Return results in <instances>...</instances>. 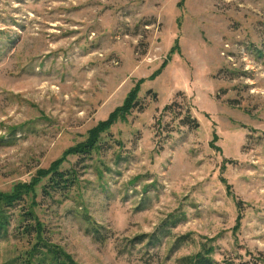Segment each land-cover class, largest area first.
<instances>
[{
	"label": "rangeland",
	"instance_id": "374dc122",
	"mask_svg": "<svg viewBox=\"0 0 264 264\" xmlns=\"http://www.w3.org/2000/svg\"><path fill=\"white\" fill-rule=\"evenodd\" d=\"M57 166L78 183L47 196ZM20 189L0 264L38 242L26 207L78 264H264V0H0V201Z\"/></svg>",
	"mask_w": 264,
	"mask_h": 264
},
{
	"label": "trees",
	"instance_id": "16d2710c",
	"mask_svg": "<svg viewBox=\"0 0 264 264\" xmlns=\"http://www.w3.org/2000/svg\"><path fill=\"white\" fill-rule=\"evenodd\" d=\"M136 97L137 93L133 97L130 95L124 108H122L121 110L126 112L133 110L138 103V101L135 100ZM114 117L115 114L113 115L111 120H113ZM93 133L95 135L97 131ZM100 133L101 132L99 131L97 134ZM96 143L97 139H95L94 142L89 145H82L78 149V155L82 158L87 157V155L90 156L94 151ZM48 174L49 181L44 189V193L47 196L53 195L54 193L69 191L77 185L79 179L76 170H62L59 166L52 168L50 170V173H47V175ZM31 191L20 189L19 191L13 193L11 196H7L0 201V203L4 204L3 207L0 206V239L5 238L9 235L11 219L7 213V209L14 208L17 204L23 202L24 197L30 194ZM20 218L21 221L19 223V226H17L16 228L18 237L29 239L37 235L38 242L36 244H33L30 250H27L26 252L20 254V256L15 258L12 264H78L67 254H65L61 249H58L55 246H50V244L43 240V234L40 231V227L31 208L26 207V209L20 215ZM172 221L175 224L177 223V220ZM152 239L153 237H149V241L152 242ZM210 253V251L205 250L197 254L196 256L186 257L183 259V264H219L217 261H215ZM222 264L235 263L228 260ZM240 264H248V262H243Z\"/></svg>",
	"mask_w": 264,
	"mask_h": 264
}]
</instances>
